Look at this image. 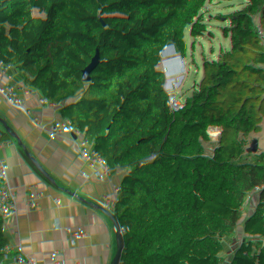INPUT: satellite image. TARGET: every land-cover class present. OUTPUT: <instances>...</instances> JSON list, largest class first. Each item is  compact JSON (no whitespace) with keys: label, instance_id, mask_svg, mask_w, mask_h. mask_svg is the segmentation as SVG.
Segmentation results:
<instances>
[{"label":"trees","instance_id":"1","mask_svg":"<svg viewBox=\"0 0 264 264\" xmlns=\"http://www.w3.org/2000/svg\"><path fill=\"white\" fill-rule=\"evenodd\" d=\"M195 88L212 118L190 177L134 242L121 183L164 167ZM0 142V223L44 264H264V0H0Z\"/></svg>","mask_w":264,"mask_h":264},{"label":"rangeland","instance_id":"2","mask_svg":"<svg viewBox=\"0 0 264 264\" xmlns=\"http://www.w3.org/2000/svg\"><path fill=\"white\" fill-rule=\"evenodd\" d=\"M216 1L220 3L221 0ZM147 62L148 59L141 55L135 65L142 66ZM132 65L129 64L119 70H114L113 75L117 76L122 70H129ZM191 96L196 97L197 106L188 111L178 112L163 140V150L167 157L164 167L150 168L147 160L144 186L140 185L135 176L130 175L129 179L127 178L121 183V190L117 197L126 204L125 219L139 233H142L145 227L150 225L154 216L160 212L163 191L176 189L181 180H188L190 177L189 170L182 165V159L187 155L184 147L201 139L202 134L207 131V120L212 118L211 113L208 119L204 118L207 108L203 103L202 91L195 88L192 90ZM0 145L3 143L0 142ZM168 264H180V261L173 260ZM216 264L244 263L237 251L230 250L223 252L219 263Z\"/></svg>","mask_w":264,"mask_h":264},{"label":"built area","instance_id":"3","mask_svg":"<svg viewBox=\"0 0 264 264\" xmlns=\"http://www.w3.org/2000/svg\"><path fill=\"white\" fill-rule=\"evenodd\" d=\"M209 38H211V36ZM217 166L220 172L222 173V175L226 177V185L228 187V191L223 196V200L225 201L227 205L228 219L230 222L236 225H240L245 234L249 233L250 231H252V228L250 225L245 223V218L242 216L241 199L235 193V191L231 189L232 175L230 174L231 172H230L229 166L225 164L219 156L217 159ZM0 233L5 235V234H11L12 232L8 228L1 226ZM129 233H130L131 239L134 242L142 238V234L137 232L134 227L130 228ZM260 241L263 244L261 253L264 254V236L260 238ZM22 263L44 264V262L38 259L29 249L21 248V249L13 250L9 254L8 264H22Z\"/></svg>","mask_w":264,"mask_h":264},{"label":"crops","instance_id":"4","mask_svg":"<svg viewBox=\"0 0 264 264\" xmlns=\"http://www.w3.org/2000/svg\"><path fill=\"white\" fill-rule=\"evenodd\" d=\"M129 179V178H128ZM0 223V228H1ZM22 244L20 241V235L15 233L11 234H1L0 233V264H8V257L9 254L13 250L21 249ZM178 260V259H170L169 261ZM22 264H29V263H22Z\"/></svg>","mask_w":264,"mask_h":264},{"label":"water","instance_id":"5","mask_svg":"<svg viewBox=\"0 0 264 264\" xmlns=\"http://www.w3.org/2000/svg\"><path fill=\"white\" fill-rule=\"evenodd\" d=\"M130 176L134 177V175H130ZM128 177H129V175L126 176L122 182H124ZM57 192H58V184H56V185L53 187V189H52V191L50 192V194L44 199V202H43V208H44L45 210H48V209L50 208L49 202H50V200H51V199L57 194Z\"/></svg>","mask_w":264,"mask_h":264}]
</instances>
